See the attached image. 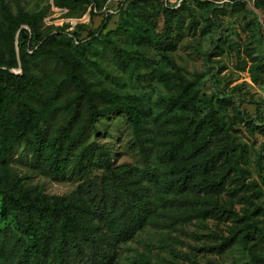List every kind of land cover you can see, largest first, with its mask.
Wrapping results in <instances>:
<instances>
[{
    "label": "rangeland",
    "instance_id": "obj_1",
    "mask_svg": "<svg viewBox=\"0 0 264 264\" xmlns=\"http://www.w3.org/2000/svg\"><path fill=\"white\" fill-rule=\"evenodd\" d=\"M202 1L170 12L162 0H0V62L15 57L9 70L20 74L23 52L26 88L51 86L30 96L49 137L77 129L88 100L119 107L80 138L73 153L86 147L88 160L70 158L57 178L33 164L24 141L8 150L0 136V264H15L26 238L13 199L70 198L94 185L105 169L99 147L140 170L151 200L113 264H249L241 227L264 202V125L252 130L264 123V93L249 72L264 63V1ZM40 46L63 60L35 63ZM67 77L73 84L60 86Z\"/></svg>",
    "mask_w": 264,
    "mask_h": 264
},
{
    "label": "trees",
    "instance_id": "obj_2",
    "mask_svg": "<svg viewBox=\"0 0 264 264\" xmlns=\"http://www.w3.org/2000/svg\"><path fill=\"white\" fill-rule=\"evenodd\" d=\"M185 2L181 0L171 4L162 0L165 9L170 12L178 11ZM57 3L67 5V2ZM21 24L32 26L27 18L16 21L17 26ZM31 30L34 31V27ZM33 54L31 56L35 58V63L43 62L48 56L63 60L56 51L44 46L38 47ZM20 59V74H13L9 70L12 66H18L15 57L12 66L0 62L2 143L5 149L11 150L15 143L24 141L31 150L33 164L57 178L67 172L70 158L76 156L73 152L82 135L100 116L119 107L98 108L88 100L87 115L77 129L71 122L61 132L49 137L47 122L43 117L45 109L36 107L30 96L45 95L51 86H44L42 91L26 88V81L32 74L25 65L23 52H20ZM249 72L253 83H264V63L253 66ZM61 82L60 86L73 84L70 77ZM254 121L252 130H262L264 123H257V119ZM106 154L107 149L99 147L97 159L105 168L104 172L97 177L94 185L90 182L81 185L73 197L52 195L40 202L19 197L13 199V205L21 213V225L26 236L18 241L15 264L114 263L117 244L131 238L143 226L152 210L148 190L135 178L140 170L128 164L114 165ZM89 156L90 151L84 147L75 158L82 163ZM7 196L5 194L3 198V212L11 208V200ZM241 230L249 264H264V202L254 207Z\"/></svg>",
    "mask_w": 264,
    "mask_h": 264
},
{
    "label": "built area",
    "instance_id": "obj_3",
    "mask_svg": "<svg viewBox=\"0 0 264 264\" xmlns=\"http://www.w3.org/2000/svg\"><path fill=\"white\" fill-rule=\"evenodd\" d=\"M168 1V0H165ZM181 0H178V2H180ZM225 1H229V0H219L218 3H223ZM259 91L264 93V83L259 84ZM263 105H264V97H263Z\"/></svg>",
    "mask_w": 264,
    "mask_h": 264
}]
</instances>
